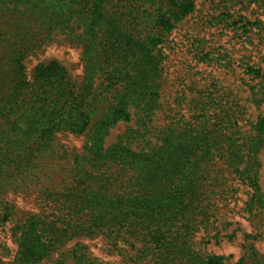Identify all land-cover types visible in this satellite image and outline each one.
<instances>
[{"label": "trees", "instance_id": "obj_1", "mask_svg": "<svg viewBox=\"0 0 264 264\" xmlns=\"http://www.w3.org/2000/svg\"><path fill=\"white\" fill-rule=\"evenodd\" d=\"M12 1L17 17L7 33L13 49L0 63V182L34 173L35 160L59 132L84 133L86 143L74 162L72 200L59 204V224L36 215L17 224L16 256L0 264H35L47 256L52 239L98 233L111 241L123 238L135 251V264H232L221 255L200 254L192 242L214 214L203 172L214 162L225 165L252 190L248 213L263 204L256 152L264 119L255 122L252 138H241L238 112L217 96L216 103L198 102L194 122L169 121L158 146L131 148L159 108L161 46L194 10L193 0ZM247 25L253 23L242 27ZM55 33L82 47L78 86L56 61L27 75L22 56ZM246 72L264 82L259 68L247 66ZM106 96L111 103L98 114ZM132 116L140 127L128 126L105 147L110 130Z\"/></svg>", "mask_w": 264, "mask_h": 264}, {"label": "rangeland", "instance_id": "obj_2", "mask_svg": "<svg viewBox=\"0 0 264 264\" xmlns=\"http://www.w3.org/2000/svg\"><path fill=\"white\" fill-rule=\"evenodd\" d=\"M10 2L13 1L0 0V63L2 55L13 49L7 29L12 28L17 14L11 12ZM193 2L194 10L176 25L161 46L164 59L159 108L151 122L145 129L134 116L128 124L118 123L106 137L105 147L114 143L128 126L134 130L140 127V136L131 142L132 149L158 146L169 121L194 122L198 102L208 103L212 99L216 103L213 97L217 96V102L231 105L238 112V136H254L255 122L264 119V82L254 79L246 68L252 66L264 73V0ZM245 22L253 25L242 27ZM50 61L58 62L73 84L80 85L84 63L79 42L55 33L22 56L29 77L38 64ZM110 103L109 96L100 100L97 113H104ZM85 143L84 133L59 132L35 160L34 173L20 180L0 182V262H13L18 250L14 234L19 233L14 228L20 222L36 215L59 224V204L68 203L71 193H75L78 176L74 162ZM256 161V182L264 200V137ZM203 176L204 186L211 190L214 214L207 229L194 233L195 249L202 255L224 256L232 264L239 260L242 264H264V203L248 213L252 190L219 162L205 168ZM106 237L105 233L60 240L54 237L47 256L35 264H135V251L123 238L111 241Z\"/></svg>", "mask_w": 264, "mask_h": 264}]
</instances>
